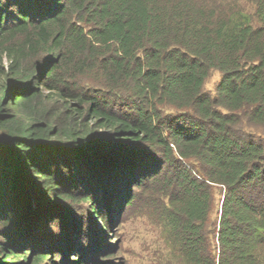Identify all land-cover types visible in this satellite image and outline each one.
<instances>
[{"label": "trees", "instance_id": "16d2710c", "mask_svg": "<svg viewBox=\"0 0 264 264\" xmlns=\"http://www.w3.org/2000/svg\"><path fill=\"white\" fill-rule=\"evenodd\" d=\"M118 211L150 264H264V0H0V264Z\"/></svg>", "mask_w": 264, "mask_h": 264}, {"label": "rangeland", "instance_id": "374dc122", "mask_svg": "<svg viewBox=\"0 0 264 264\" xmlns=\"http://www.w3.org/2000/svg\"><path fill=\"white\" fill-rule=\"evenodd\" d=\"M220 78L219 73H214L207 81L205 91L215 96ZM118 214H120V211L115 213L118 221L113 217L115 222L106 225V235L100 234L94 248L87 251H96L95 256L89 258V262L79 261L81 256H78L76 252H72L66 255L65 258L57 259V264H150L148 262V251L155 235L152 227L140 220L129 218L128 214L124 215L121 221ZM77 247L78 245H75L74 248ZM112 255L113 258H108Z\"/></svg>", "mask_w": 264, "mask_h": 264}]
</instances>
